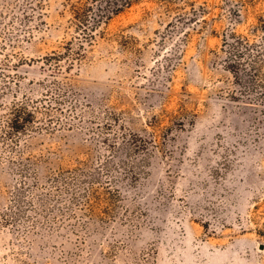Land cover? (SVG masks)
Returning <instances> with one entry per match:
<instances>
[{
  "label": "rangeland",
  "instance_id": "obj_1",
  "mask_svg": "<svg viewBox=\"0 0 264 264\" xmlns=\"http://www.w3.org/2000/svg\"><path fill=\"white\" fill-rule=\"evenodd\" d=\"M111 6L0 0V264H264V0Z\"/></svg>",
  "mask_w": 264,
  "mask_h": 264
},
{
  "label": "trees",
  "instance_id": "obj_2",
  "mask_svg": "<svg viewBox=\"0 0 264 264\" xmlns=\"http://www.w3.org/2000/svg\"><path fill=\"white\" fill-rule=\"evenodd\" d=\"M107 1L111 2L112 4L111 9L107 10L108 15L109 14L111 15V14H116L119 11H121L124 6L130 4L131 0H112V1L107 0ZM101 17H103L102 14L97 19H93L92 21H90L85 15H82L78 26L90 25L91 28H97L101 23V19H102ZM261 21L262 22L260 23L259 27L264 29V21L262 19ZM234 73L237 74V71H235ZM24 109L25 107H22V106L16 109L14 117L12 118V123L10 125V128L12 130H15L16 132L25 131L27 130L29 126H31L30 123L32 120H30V118L33 115L31 114V112L25 113ZM118 143H119L118 144L119 147L122 150L126 151V156L127 155L130 156L132 153H135V152H138V153H140L141 151L144 152L147 149L148 140L145 138H142V136L139 134L133 133V134H129L128 136L123 137L122 140H120V142ZM106 162L107 163L110 162L109 158H107ZM122 164H126V162L123 161ZM135 169H136L135 166L134 167L132 166V171L138 172Z\"/></svg>",
  "mask_w": 264,
  "mask_h": 264
}]
</instances>
